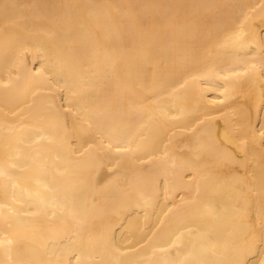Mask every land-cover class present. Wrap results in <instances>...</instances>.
Here are the masks:
<instances>
[{
  "label": "bare ground",
  "instance_id": "bare-ground-1",
  "mask_svg": "<svg viewBox=\"0 0 264 264\" xmlns=\"http://www.w3.org/2000/svg\"><path fill=\"white\" fill-rule=\"evenodd\" d=\"M0 264H264V0H0Z\"/></svg>",
  "mask_w": 264,
  "mask_h": 264
}]
</instances>
